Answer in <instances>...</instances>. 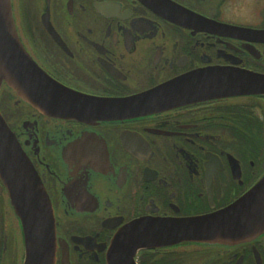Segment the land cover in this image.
<instances>
[{
  "label": "flooded vegetation",
  "instance_id": "1",
  "mask_svg": "<svg viewBox=\"0 0 264 264\" xmlns=\"http://www.w3.org/2000/svg\"><path fill=\"white\" fill-rule=\"evenodd\" d=\"M12 1L34 60L93 100L79 116H53L6 82L0 90V112L50 199L53 264H110L132 221L218 212L263 179L264 88L220 84L224 74L240 84L242 74L264 76V0ZM25 258L23 223L0 177V264ZM134 262L264 264V232L143 247Z\"/></svg>",
  "mask_w": 264,
  "mask_h": 264
},
{
  "label": "water",
  "instance_id": "2",
  "mask_svg": "<svg viewBox=\"0 0 264 264\" xmlns=\"http://www.w3.org/2000/svg\"><path fill=\"white\" fill-rule=\"evenodd\" d=\"M247 76L240 84L235 75H223L224 91H263L264 76ZM6 82L22 99L42 113L79 116V106L92 101L53 79L26 49L16 24L13 1L0 0V90ZM240 84V85H239ZM264 92V91H263ZM105 114L103 100H95ZM121 104V103H119ZM109 105V102H108ZM128 108L123 103V112ZM0 177L20 216L26 238L24 264H53L54 214L47 191L30 158L0 112ZM264 232V177L229 206L201 216L178 219L139 218L114 238L110 264H135L138 249L181 241L239 243Z\"/></svg>",
  "mask_w": 264,
  "mask_h": 264
}]
</instances>
